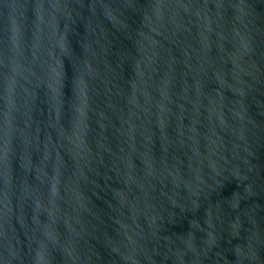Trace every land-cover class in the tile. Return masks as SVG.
<instances>
[{
    "label": "water",
    "instance_id": "obj_1",
    "mask_svg": "<svg viewBox=\"0 0 264 264\" xmlns=\"http://www.w3.org/2000/svg\"><path fill=\"white\" fill-rule=\"evenodd\" d=\"M0 264H264V0H0Z\"/></svg>",
    "mask_w": 264,
    "mask_h": 264
}]
</instances>
